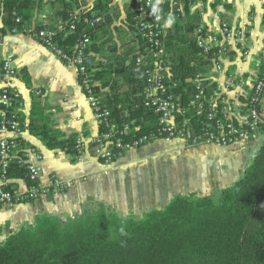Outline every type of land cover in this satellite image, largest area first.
<instances>
[{
  "label": "trees",
  "instance_id": "trees-1",
  "mask_svg": "<svg viewBox=\"0 0 264 264\" xmlns=\"http://www.w3.org/2000/svg\"><path fill=\"white\" fill-rule=\"evenodd\" d=\"M55 1L61 7L48 20L50 27L55 20L70 22L74 13L79 16L74 31L55 36L63 52L72 54L83 34L90 38L87 51L95 61L93 80L100 103L118 125H138L133 136H156L157 116L142 104L145 77L134 66L135 55L145 50L146 41L138 31L132 0L122 22L138 41L129 44L115 66L96 60L105 50L104 36L116 17L111 13V0H95L92 6L81 0ZM184 1V13L171 11L165 3L163 14L170 11L176 17L165 39L170 53L166 81L170 86L176 83L171 89L187 104L193 85L186 79L206 74L213 65V54H205L191 36L197 18L188 10V0ZM41 6V0H0L2 29L14 25L13 10L29 21L32 10ZM97 16L100 21L94 24L83 22V17L92 20ZM108 48L112 54L116 52L114 44ZM208 84L207 90L212 91L214 82ZM123 85L126 89L120 91ZM104 87L107 89L102 90ZM47 138L49 146L69 152L74 149L71 143L52 144L55 138ZM8 176L24 178L25 170L12 165ZM0 264H264V143L243 175L222 188L217 200L176 195L165 206L151 208L140 217L121 216L104 205L66 221L52 214H37L32 226L21 227L0 242Z\"/></svg>",
  "mask_w": 264,
  "mask_h": 264
},
{
  "label": "crops",
  "instance_id": "crops-1",
  "mask_svg": "<svg viewBox=\"0 0 264 264\" xmlns=\"http://www.w3.org/2000/svg\"><path fill=\"white\" fill-rule=\"evenodd\" d=\"M94 1L83 0L85 5L89 6H92ZM125 1L128 5L129 0L110 1L111 13L119 20L116 24L120 23L118 17L123 18L127 9L123 8ZM41 2V8L31 12L30 22L33 24H40L44 19L50 20L61 7L55 0ZM188 10L195 12L197 22L209 29H215L220 23L227 22L231 26L248 31L251 38L248 56H240L239 51L231 47L234 51L222 60L223 73L210 74L214 81H222L225 74L229 73L236 76L239 86L229 93V97L235 104L233 114L236 117L241 116L244 112L242 106L258 73L259 50L264 44V0H196L188 5ZM168 24L171 25V20ZM106 49L107 47L105 51ZM104 54L106 53L100 52L99 59L96 60L103 65L109 64ZM7 55L13 57L16 68L13 84L22 93L20 139L24 144L41 151V181L46 184L51 174H56L72 183L57 194L43 195L12 208H0V242L19 228L32 226L35 216L41 213L52 214L66 221L104 205L108 211H114L121 216H138L137 214H144L151 208L165 206L176 195H186L193 199L208 196L213 199L212 196L220 194L222 188L240 178L241 176L237 177V172H244L251 163L247 165L244 149L248 148V151L252 152L255 146L251 145V142L257 138L262 139V145L264 143V129L228 145H187L179 139H160L168 143L162 146L155 145L153 140L141 147H144L145 151L181 154L186 158L207 154L211 162L202 171L203 174L200 173V167H190L191 164H186L182 176L178 179H155L140 185L115 186L114 189L104 188L96 181L88 183L90 174L99 176V173L107 174L117 167L122 169L120 166H126L141 155L135 152L138 148L126 151L114 162L104 163L90 152L76 158L74 149L69 152L66 148L49 146L48 135L55 138L52 144L58 142L74 145L77 139L89 143L98 131L93 111L83 89L77 83V72L73 66L60 60L32 36L7 32L0 37V89L5 82L1 65ZM125 89L126 85H123L120 91ZM36 91L40 93L36 94ZM64 153H68L70 158ZM224 159H227L228 165L219 166L218 162ZM14 183L18 186L25 184L23 180H14Z\"/></svg>",
  "mask_w": 264,
  "mask_h": 264
},
{
  "label": "built area",
  "instance_id": "built-area-1",
  "mask_svg": "<svg viewBox=\"0 0 264 264\" xmlns=\"http://www.w3.org/2000/svg\"><path fill=\"white\" fill-rule=\"evenodd\" d=\"M192 3L196 0H190ZM129 2V1H128ZM137 28L146 41L145 50L138 52L134 58L135 70L145 77L142 91L143 106L157 116V135L146 133L133 136L139 126L132 123L118 125L111 116L110 110L100 103L93 80V54L87 51L90 38L83 34L75 44L72 54H65L55 41L58 32H71L76 28L78 14L72 15L71 21L55 20L53 27L44 19L40 24L25 21L16 10L11 15L14 25L2 29L0 14V37L4 33H20L32 36L55 54L60 60L73 66L77 72V83L85 93V97L93 111L97 122L96 135L85 143L77 139L74 143L75 157L81 158L91 153L104 163L120 159L126 151L139 148L155 139L166 141L179 139L187 145L214 143L228 145L255 134L264 127V118L259 112V103L264 93V44L259 50L258 73L256 74L244 105L241 116L233 114L234 103L229 93L239 86L233 74H225L222 81H214L212 72L223 73L222 60L238 50L240 56L247 57L251 47L248 31L238 26L222 22L215 29H209L197 22L191 36L196 45L205 54H213V65L206 74L198 73L188 77L187 82L193 85V92L187 104H184L174 93L166 81L168 75V59L170 53L165 49V39L173 19L172 13L165 12L167 3L171 11L184 13V0H132ZM100 17L90 20L83 17L84 23L94 24ZM13 57L7 55L1 65L5 82L0 89V208L13 206L36 200L43 195L57 194L64 190L71 181H66L51 174L48 183L41 181L42 153L34 146L24 144L21 139L22 93L13 84L16 68ZM214 82L212 91H208V81ZM36 91V94H39ZM193 115V116H192ZM12 165L23 167L25 177L11 179L8 176ZM14 180H23L25 184L18 186Z\"/></svg>",
  "mask_w": 264,
  "mask_h": 264
},
{
  "label": "rangeland",
  "instance_id": "rangeland-1",
  "mask_svg": "<svg viewBox=\"0 0 264 264\" xmlns=\"http://www.w3.org/2000/svg\"><path fill=\"white\" fill-rule=\"evenodd\" d=\"M81 2H83L81 0ZM192 2L188 0V5H190ZM124 7L127 8V2L125 1ZM122 8V9H123ZM170 13V11L168 12ZM120 19V23L114 18L113 24L108 27L107 34L104 36L107 37L104 46H113L115 47V53L112 54L111 52H114L113 50L109 49L107 51L103 50L106 54L103 56L107 59V61L110 64H113L114 66L117 63V58L121 55H125L129 44L136 43L138 41V38L133 34L131 29L129 30L128 27L124 26L122 22V18L120 16L118 17ZM176 20V17L173 16V19L171 21L170 29L173 27V23ZM196 23V22H195ZM193 23V24H195ZM116 24V25H115ZM126 27V28H125ZM169 29V30H170ZM121 48V49H120ZM120 49V50H119ZM118 50L120 52H118ZM118 52V53H117ZM128 62V60L126 61ZM262 100L259 103V112L264 118V93L261 98ZM264 127H260L256 132H259L260 130L263 131ZM152 142V141H151ZM151 142L145 144L148 145ZM171 143L175 141H170ZM153 143L155 145H167L165 141H162L160 139L154 140ZM251 145L255 146V149L252 152L248 151V148L244 149V152L246 154L247 159V165L252 161L254 151L262 145V139L257 138L256 140L251 142ZM144 147H140L135 150L136 153H141L140 156H138L136 159H134L132 162L126 164V166H120L121 168H114L111 169L107 174H98L99 176L93 175L89 176V181H96L97 184L102 185L104 188L107 189H114L115 186H121L124 185H140L143 183L151 182L152 180L159 179H178L182 176V173L184 172V168L186 164H191L190 167L198 166L200 167L199 170H201V174H203V170L210 164V160L207 158V154H199V156H191L189 158H186L185 156H182L181 154H169V152H161L157 153L155 150H149L145 151L143 149ZM144 151V152H143ZM143 152V153H142ZM64 155L68 158H70L68 153H64ZM219 166L224 167L228 165L227 159L221 160L218 162ZM92 170H90L91 172ZM89 173V172H85ZM243 171L237 172V177H240L243 175ZM85 183V182H84ZM85 183V184H88ZM98 186V185H97ZM213 200H217L219 197V194L216 196H212ZM137 217H140L142 214H137Z\"/></svg>",
  "mask_w": 264,
  "mask_h": 264
}]
</instances>
